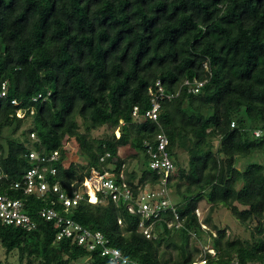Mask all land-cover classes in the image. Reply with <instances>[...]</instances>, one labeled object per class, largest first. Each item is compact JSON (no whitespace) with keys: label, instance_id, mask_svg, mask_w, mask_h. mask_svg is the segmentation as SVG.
I'll return each instance as SVG.
<instances>
[{"label":"trees","instance_id":"obj_1","mask_svg":"<svg viewBox=\"0 0 264 264\" xmlns=\"http://www.w3.org/2000/svg\"><path fill=\"white\" fill-rule=\"evenodd\" d=\"M186 80L191 87L203 84L193 92ZM5 82L0 193L22 199L37 223L27 230L0 219V242L20 264L86 258L108 264L99 251L57 240L55 222L40 215L43 208L101 231L144 264H192V236L210 240L215 254L205 252L208 264L264 262V163L245 162L257 154L264 158V0H0V90ZM158 85L165 92L153 120L146 112L153 106L150 89L158 91ZM20 108L23 117L17 116ZM105 126L109 132L95 134ZM162 131L175 164L168 189L183 226L168 227L167 210L155 224V238L140 231L141 215L129 211L124 199H83L66 207L57 193L27 194L14 186L35 164L32 150H59L52 183L72 193L93 169L111 170L136 200L144 188L160 187L148 148ZM66 138L85 163L69 160ZM125 147L133 159L142 152L140 172L119 156ZM203 201L210 207L201 220L196 210ZM222 205L250 231L248 238L215 223ZM170 246L181 248L182 256H169Z\"/></svg>","mask_w":264,"mask_h":264},{"label":"built area","instance_id":"obj_2","mask_svg":"<svg viewBox=\"0 0 264 264\" xmlns=\"http://www.w3.org/2000/svg\"><path fill=\"white\" fill-rule=\"evenodd\" d=\"M205 66L207 67V65ZM194 83L195 85L191 87L192 83L186 80L184 85H188L193 92H198L203 82L194 81ZM150 92L154 96L153 106L147 110L146 116L157 120L160 109L159 100L164 97L165 91L161 85H158V91L150 89ZM7 94L8 87L5 82L0 90V97L5 98ZM41 96L42 94H39L38 97ZM167 97L170 98L172 95H167ZM12 103L18 104V101L13 99ZM137 109V107L134 109L135 116L137 115ZM25 112V109L20 108L17 110V116L23 117ZM31 112L33 113V110ZM256 133L259 134V131ZM117 134L118 136L120 135L119 132ZM32 136L34 137V134ZM65 142L66 140L63 142V146L66 148ZM168 144L169 138L162 131L157 135L155 146L148 148L150 158L149 166L152 170L161 174L160 187L154 190L144 188L136 200L133 198V192L130 186L125 181L119 182L116 174L111 170L101 171L93 169L91 174L84 179L82 189H74L72 193L64 190L59 182L52 183L50 176L56 175L58 172V168L53 164L60 159L59 150L50 154H42L36 150H32L29 153V158L35 164L25 172L21 181L15 182L14 186L15 188L23 189L27 194L44 195L48 192L57 193L58 198L66 207L77 205L83 199H87L90 203L105 202L108 197H111L116 202L124 199L126 202L128 201L129 211L141 215V221L139 223L140 231L148 238H155V224L157 221L165 219L162 217V214L167 210L172 215L169 219L164 220L167 226L175 229L183 226V219L177 211L176 204L171 199L168 189L169 177L175 169L174 161L168 151ZM106 156H110V153L102 156L101 161ZM120 177H124L123 172H121ZM196 213L199 217V208L196 210ZM40 215L47 220L55 222L58 229L56 235L57 240L69 238L79 245L85 246L89 251H99L102 256L107 257L108 264H144L125 256L119 248L111 245L110 239L101 231H93L85 228L79 222L64 216L54 208H43L40 211ZM0 219L5 225L20 226L27 230H32L37 226V223L26 213L22 199L12 197L8 194L0 193ZM203 226L206 227L204 224ZM192 264H208L206 254H203V256L195 260ZM233 264L240 263L235 261ZM244 264H264V262H246Z\"/></svg>","mask_w":264,"mask_h":264},{"label":"rangeland","instance_id":"obj_3","mask_svg":"<svg viewBox=\"0 0 264 264\" xmlns=\"http://www.w3.org/2000/svg\"><path fill=\"white\" fill-rule=\"evenodd\" d=\"M109 132V128L102 127L99 128L98 130H95V134H103V133H107ZM118 132V131H117ZM118 135V134H117ZM66 144V148L70 151V155H69V160L70 161H74L80 164L85 163L84 159L80 156L79 151L77 149V147H75L73 145V139L68 138L65 142ZM215 144H218V140L215 141ZM130 153V148L129 147H125V148H121L119 150V156L121 158H125L126 161V167L129 168L130 170H137L140 172L141 168L143 167L142 163H140L141 159L143 158V154L142 152H138L140 155V158L138 159H133L129 156ZM246 163H250V162H254V161H259L261 163H264V158L261 156L257 155H253L248 157L247 159H245ZM239 168L243 169L244 166L241 165V163H239ZM173 195V194H171ZM172 200L175 201V197L174 195L172 196ZM210 205L206 202L203 201L200 204V216L199 218L201 220L204 219V217L206 216L208 209H209ZM214 221L217 225H219L220 227H224L227 228L228 230V234H230L231 236H241L244 238H248L249 237V230L247 228H245L244 225L241 224V222L234 217L231 212L225 207V206H220L216 213L214 214ZM255 224L251 223L250 227H253ZM206 226V224H205ZM204 227V226H203ZM205 228V227H204ZM207 228V227H206ZM211 229V228H210ZM178 235L180 236V231H177ZM215 234V233H214ZM209 239V237H207ZM204 239V238H203ZM203 239L201 238H196L194 236H192L189 240V245L188 248L194 253L195 256V260H197L198 258H200L201 256H203V254H205V252H214L213 254H215V250L212 249V245L210 240L207 241V243H204ZM178 242V244H181V241L179 239L176 240ZM166 248V247H165ZM195 248H198L199 250H196ZM166 250V249H165ZM210 250V251H209ZM213 250V251H212ZM168 255L173 257V258H177L182 256V252H181V248L175 247V246H170L168 249ZM82 264H92L90 262L89 259H82L81 260ZM0 264H20L18 257L15 254H7L5 249L3 248L1 242H0Z\"/></svg>","mask_w":264,"mask_h":264},{"label":"clouds","instance_id":"obj_4","mask_svg":"<svg viewBox=\"0 0 264 264\" xmlns=\"http://www.w3.org/2000/svg\"><path fill=\"white\" fill-rule=\"evenodd\" d=\"M119 132V131H118ZM117 133V132H116ZM120 133V132H119ZM118 136V135H117ZM68 138H66L65 140H67Z\"/></svg>","mask_w":264,"mask_h":264}]
</instances>
